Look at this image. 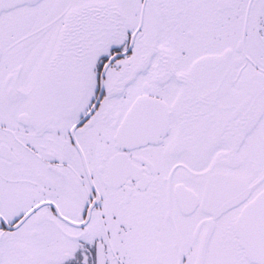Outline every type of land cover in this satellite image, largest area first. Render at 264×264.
Segmentation results:
<instances>
[{"label":"snow or ice","instance_id":"obj_1","mask_svg":"<svg viewBox=\"0 0 264 264\" xmlns=\"http://www.w3.org/2000/svg\"><path fill=\"white\" fill-rule=\"evenodd\" d=\"M0 264H264V0H0Z\"/></svg>","mask_w":264,"mask_h":264}]
</instances>
